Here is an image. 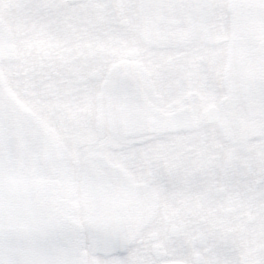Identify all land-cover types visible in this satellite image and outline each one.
Here are the masks:
<instances>
[{
  "label": "snow or ice",
  "instance_id": "1",
  "mask_svg": "<svg viewBox=\"0 0 264 264\" xmlns=\"http://www.w3.org/2000/svg\"><path fill=\"white\" fill-rule=\"evenodd\" d=\"M0 264H264V0H0Z\"/></svg>",
  "mask_w": 264,
  "mask_h": 264
}]
</instances>
